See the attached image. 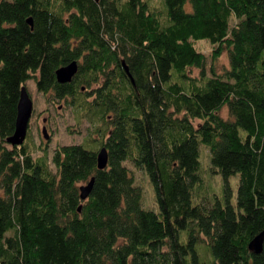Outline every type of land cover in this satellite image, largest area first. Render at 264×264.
Here are the masks:
<instances>
[{"label": "trees", "instance_id": "1", "mask_svg": "<svg viewBox=\"0 0 264 264\" xmlns=\"http://www.w3.org/2000/svg\"><path fill=\"white\" fill-rule=\"evenodd\" d=\"M159 2L0 0V264H264V238L259 252L247 247L264 229V0ZM199 38L214 59L226 51L221 72L205 73ZM72 60V78L57 81ZM28 78L108 123L104 168L80 143L56 147L52 171L27 135L6 141ZM199 142L224 178L223 202L194 198ZM126 160L147 173L156 211L142 207Z\"/></svg>", "mask_w": 264, "mask_h": 264}, {"label": "rangeland", "instance_id": "2", "mask_svg": "<svg viewBox=\"0 0 264 264\" xmlns=\"http://www.w3.org/2000/svg\"><path fill=\"white\" fill-rule=\"evenodd\" d=\"M151 4L161 7L159 0H150ZM165 6V5H164ZM163 7V4H162ZM185 7H189V2L186 1ZM197 50L205 55L204 68L205 73L209 74L210 68L213 67L215 72H221L223 67L227 65V53L222 51L217 58L211 56L212 44L206 38H199L195 42ZM190 75H199V69L195 66L188 71ZM24 85L32 99V112L28 120L26 130V145L32 157H44L48 167L55 171V165L51 161V156L56 147L62 144L80 143L84 147L93 150H98L102 145L103 139L106 137L108 123H105L102 118H97L89 112H85L80 106L70 104L66 99L51 98L48 94L36 89L34 78L25 80ZM220 113L227 114L225 106L221 107ZM45 117L46 122L43 121ZM108 117L106 118V120ZM43 125L46 127L48 138L42 134ZM199 159H200V179L196 183L194 189V198L196 201H206L210 204L211 197L216 196L222 202L225 194V181L221 173L216 171L212 166L209 158L208 147L199 142ZM133 177L134 183L140 186L141 196L140 203L142 207L157 210L158 205L155 198V192L150 182L147 173L139 167L134 166L130 160H126ZM227 182L230 188L229 199L235 201V193L238 183V173H232L227 177ZM86 181H79L78 187L85 184ZM197 249L201 257L209 259L208 239L200 234Z\"/></svg>", "mask_w": 264, "mask_h": 264}, {"label": "water", "instance_id": "3", "mask_svg": "<svg viewBox=\"0 0 264 264\" xmlns=\"http://www.w3.org/2000/svg\"><path fill=\"white\" fill-rule=\"evenodd\" d=\"M31 24L30 18L27 20ZM122 65L125 71L129 74L128 69L124 61H122ZM77 70V62L76 60H72L64 65H61L55 70V78L59 82L69 81L73 74ZM130 76V74H129ZM130 79L132 80L131 76ZM133 81V80H132ZM32 99L25 87L22 85L20 88V93L17 101V109H16V117L14 123L13 132L6 136V141L10 144H20L23 142L24 137L26 135L28 120L32 112ZM42 134L45 138H48V133L46 131V127L43 125ZM96 164L98 168H104L107 164V150L105 146H101L96 152ZM93 184V176L86 181L85 184L79 185V197L84 199L89 194ZM80 209V206H78ZM264 238V229L260 230L256 233L247 243V247L252 252H259L262 248V242Z\"/></svg>", "mask_w": 264, "mask_h": 264}, {"label": "flooded vegetation", "instance_id": "4", "mask_svg": "<svg viewBox=\"0 0 264 264\" xmlns=\"http://www.w3.org/2000/svg\"><path fill=\"white\" fill-rule=\"evenodd\" d=\"M43 121H45V122H46V119H45V117L43 118Z\"/></svg>", "mask_w": 264, "mask_h": 264}, {"label": "bare ground", "instance_id": "5", "mask_svg": "<svg viewBox=\"0 0 264 264\" xmlns=\"http://www.w3.org/2000/svg\"><path fill=\"white\" fill-rule=\"evenodd\" d=\"M25 138V137H24Z\"/></svg>", "mask_w": 264, "mask_h": 264}]
</instances>
